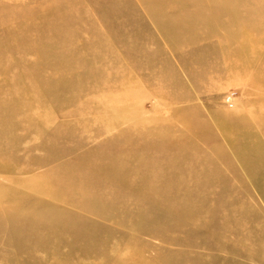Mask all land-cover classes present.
Wrapping results in <instances>:
<instances>
[{
	"label": "rangeland",
	"instance_id": "374dc122",
	"mask_svg": "<svg viewBox=\"0 0 264 264\" xmlns=\"http://www.w3.org/2000/svg\"><path fill=\"white\" fill-rule=\"evenodd\" d=\"M0 264H264V0H0Z\"/></svg>",
	"mask_w": 264,
	"mask_h": 264
},
{
	"label": "built area",
	"instance_id": "2783aa9c",
	"mask_svg": "<svg viewBox=\"0 0 264 264\" xmlns=\"http://www.w3.org/2000/svg\"><path fill=\"white\" fill-rule=\"evenodd\" d=\"M234 93L230 92L226 95L225 102L228 106L233 107L234 105Z\"/></svg>",
	"mask_w": 264,
	"mask_h": 264
},
{
	"label": "bare ground",
	"instance_id": "6f19581e",
	"mask_svg": "<svg viewBox=\"0 0 264 264\" xmlns=\"http://www.w3.org/2000/svg\"><path fill=\"white\" fill-rule=\"evenodd\" d=\"M37 192L42 193L41 190L36 189Z\"/></svg>",
	"mask_w": 264,
	"mask_h": 264
}]
</instances>
